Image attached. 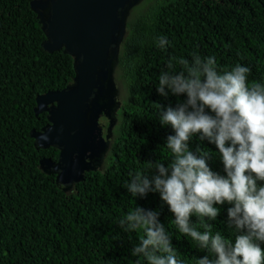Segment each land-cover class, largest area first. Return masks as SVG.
Here are the masks:
<instances>
[{"label": "trees", "instance_id": "1", "mask_svg": "<svg viewBox=\"0 0 264 264\" xmlns=\"http://www.w3.org/2000/svg\"><path fill=\"white\" fill-rule=\"evenodd\" d=\"M29 1L0 0V264H135L131 249L143 231L117 226L134 207L158 211L178 258L195 264L205 253L176 230L158 195L132 198L126 183L149 173V163L167 166L171 158L163 145L172 132L159 124L157 105L174 106L177 97L155 91L170 60L179 70L181 58L214 55L219 69L249 67V86L264 83V0H158L129 18L115 68L121 107L103 168L66 193L38 167L40 159L55 162L58 152L36 150L29 133L47 124L45 113L34 116L35 97L69 85L72 60L43 50ZM158 35L170 41L166 50L153 46ZM189 146L209 150V167L223 174L214 145L193 137ZM230 206L220 205L213 222L226 239Z\"/></svg>", "mask_w": 264, "mask_h": 264}, {"label": "clouds", "instance_id": "2", "mask_svg": "<svg viewBox=\"0 0 264 264\" xmlns=\"http://www.w3.org/2000/svg\"><path fill=\"white\" fill-rule=\"evenodd\" d=\"M169 45L163 35L153 41L162 51ZM177 63L179 70L169 61L155 87L160 97H177L174 106L157 105L159 124L172 132L163 145L171 158L132 174L126 191L132 198L158 195L176 230L205 253L195 264H264V83L249 86V67L219 69L214 55ZM193 137L214 145L223 174L209 167V150L190 149ZM223 204L231 205L230 239L213 230ZM117 226L126 234L143 231L131 249L135 264H184L158 211L134 207Z\"/></svg>", "mask_w": 264, "mask_h": 264}, {"label": "water", "instance_id": "3", "mask_svg": "<svg viewBox=\"0 0 264 264\" xmlns=\"http://www.w3.org/2000/svg\"><path fill=\"white\" fill-rule=\"evenodd\" d=\"M143 0H33L48 53L62 51L72 60L73 78L57 92L35 97L34 116L47 124L31 130L36 150L53 148L55 162L38 161L39 170L54 175L55 185L69 192L84 174L101 171L121 107L115 78L120 45L131 11ZM106 121V126L99 122Z\"/></svg>", "mask_w": 264, "mask_h": 264}, {"label": "rangeland", "instance_id": "4", "mask_svg": "<svg viewBox=\"0 0 264 264\" xmlns=\"http://www.w3.org/2000/svg\"><path fill=\"white\" fill-rule=\"evenodd\" d=\"M156 1H158V0H143V1L139 4V6L135 7V8L131 11V13H130V18L133 17L134 15H136V13H138L139 10H140L141 8L147 7L148 5H149V6H150V5H153ZM100 123L103 124L104 126H106V122H104L103 120H100Z\"/></svg>", "mask_w": 264, "mask_h": 264}, {"label": "flooded vegetation", "instance_id": "5", "mask_svg": "<svg viewBox=\"0 0 264 264\" xmlns=\"http://www.w3.org/2000/svg\"><path fill=\"white\" fill-rule=\"evenodd\" d=\"M31 1H33V0H30V1H29V5H30V2H31ZM29 9H30V6H29ZM30 10H31V9H30ZM31 11H32V10H31ZM32 12H33V11H32ZM35 17H36V15H35ZM129 18H130V15H129ZM129 18H128V19H129ZM36 19H37V17H36ZM37 20H38V19H37ZM38 24H39V23H38ZM39 26H40V24H39ZM43 36H44V35H43ZM44 40H45V38H44ZM103 121H105V120H103Z\"/></svg>", "mask_w": 264, "mask_h": 264}]
</instances>
